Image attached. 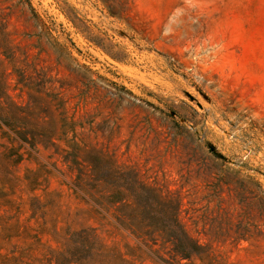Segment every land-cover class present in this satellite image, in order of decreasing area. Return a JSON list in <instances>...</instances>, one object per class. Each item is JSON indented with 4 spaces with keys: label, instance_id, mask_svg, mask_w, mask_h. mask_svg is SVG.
I'll use <instances>...</instances> for the list:
<instances>
[{
    "label": "rangeland",
    "instance_id": "obj_1",
    "mask_svg": "<svg viewBox=\"0 0 264 264\" xmlns=\"http://www.w3.org/2000/svg\"><path fill=\"white\" fill-rule=\"evenodd\" d=\"M15 71L180 194L191 264H264V0H0V78L26 104ZM0 125V264H164Z\"/></svg>",
    "mask_w": 264,
    "mask_h": 264
},
{
    "label": "trees",
    "instance_id": "obj_2",
    "mask_svg": "<svg viewBox=\"0 0 264 264\" xmlns=\"http://www.w3.org/2000/svg\"><path fill=\"white\" fill-rule=\"evenodd\" d=\"M15 72L17 84L27 95L26 104L15 101L8 81L0 78V123L14 138L36 153L50 151L51 164L68 175L69 186L128 231L158 261L191 264L194 257L206 255L181 221L178 192L146 181L136 168L84 140L82 132L77 133L83 129L82 123L68 113L67 100L59 93L42 95L43 81Z\"/></svg>",
    "mask_w": 264,
    "mask_h": 264
}]
</instances>
